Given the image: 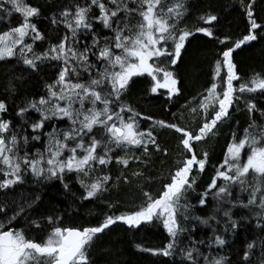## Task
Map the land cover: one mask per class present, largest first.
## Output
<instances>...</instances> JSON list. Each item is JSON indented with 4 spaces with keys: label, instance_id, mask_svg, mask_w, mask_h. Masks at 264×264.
Masks as SVG:
<instances>
[{
    "label": "trees",
    "instance_id": "1",
    "mask_svg": "<svg viewBox=\"0 0 264 264\" xmlns=\"http://www.w3.org/2000/svg\"><path fill=\"white\" fill-rule=\"evenodd\" d=\"M149 1L0 0V35L29 26L14 55L0 60V234L47 247L66 229L84 232L90 241L78 264H264V171L240 174L248 152L264 146V89L249 90L264 82V0L185 1L181 49L158 60L174 75V95L141 75L119 96L138 119L139 143L114 146L107 126H97L79 136L95 145L82 171L49 164L54 138L76 142L67 137L75 124L63 112L64 87L106 77ZM227 56L233 97L213 121V111L195 105L224 83ZM191 161L175 230L157 218L121 221L162 200Z\"/></svg>",
    "mask_w": 264,
    "mask_h": 264
},
{
    "label": "rangeland",
    "instance_id": "2",
    "mask_svg": "<svg viewBox=\"0 0 264 264\" xmlns=\"http://www.w3.org/2000/svg\"><path fill=\"white\" fill-rule=\"evenodd\" d=\"M188 0H151L142 15V26L137 36L130 40L118 55L111 59L110 71L104 79L83 86L66 85L63 94L67 97V106L63 109L75 124V128L68 134V140L76 141L71 147L57 141L50 147V166L54 171L65 169L73 172L82 171L92 160L95 145L86 148L79 136L97 126H107L111 133L109 141L114 146L125 147L139 143V123L137 117L129 113L126 108L117 105L132 78L147 75L153 79L154 90L164 91L168 96L174 95L176 82L173 73L158 67V60L164 57L168 49H175V54L181 49L186 35L176 31V22L183 13V4ZM33 13L32 10H28ZM27 23L0 35V60L14 55L16 48L22 45L27 35ZM248 40V39H247ZM226 74L222 85L214 86L195 105L204 115L213 111V121L225 115L233 97L232 83L234 81L232 68L227 57L221 65ZM264 89V82H258L249 90ZM122 130L121 137H117L114 128ZM208 126L202 127L205 133ZM244 143L232 147L229 158L237 160ZM69 155L61 160L62 153ZM195 163L190 162L174 178L168 194L159 202L143 212L121 218L127 224H137L152 218L161 220L169 231L175 230V225L181 223L178 215L185 212V186L189 172ZM264 171V146L251 149L242 161L240 174L248 172L262 173ZM61 235L54 237L55 245L38 247L29 244L20 235H13V248L0 247V264H53L57 256L65 248L61 244ZM90 239H85L83 246Z\"/></svg>",
    "mask_w": 264,
    "mask_h": 264
},
{
    "label": "water",
    "instance_id": "3",
    "mask_svg": "<svg viewBox=\"0 0 264 264\" xmlns=\"http://www.w3.org/2000/svg\"><path fill=\"white\" fill-rule=\"evenodd\" d=\"M117 137H121L123 132L119 128H114ZM84 232L78 230L66 229L61 235V244L65 250L57 256L53 264H78L83 250V242L86 238ZM0 247L13 248L12 236L10 233L0 234Z\"/></svg>",
    "mask_w": 264,
    "mask_h": 264
},
{
    "label": "bare ground",
    "instance_id": "4",
    "mask_svg": "<svg viewBox=\"0 0 264 264\" xmlns=\"http://www.w3.org/2000/svg\"><path fill=\"white\" fill-rule=\"evenodd\" d=\"M74 230V229H73ZM86 239V238H85Z\"/></svg>",
    "mask_w": 264,
    "mask_h": 264
},
{
    "label": "flooded vegetation",
    "instance_id": "5",
    "mask_svg": "<svg viewBox=\"0 0 264 264\" xmlns=\"http://www.w3.org/2000/svg\"><path fill=\"white\" fill-rule=\"evenodd\" d=\"M73 264V263H72Z\"/></svg>",
    "mask_w": 264,
    "mask_h": 264
}]
</instances>
